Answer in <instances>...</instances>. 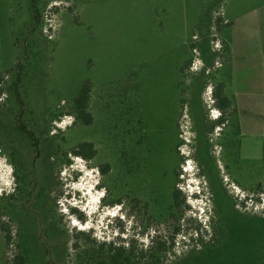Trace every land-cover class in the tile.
<instances>
[{
  "label": "rangeland",
  "instance_id": "rangeland-1",
  "mask_svg": "<svg viewBox=\"0 0 264 264\" xmlns=\"http://www.w3.org/2000/svg\"><path fill=\"white\" fill-rule=\"evenodd\" d=\"M225 1L0 0V264H75L79 230L264 264V108L229 80ZM230 2L256 23L264 0Z\"/></svg>",
  "mask_w": 264,
  "mask_h": 264
},
{
  "label": "trees",
  "instance_id": "trees-1",
  "mask_svg": "<svg viewBox=\"0 0 264 264\" xmlns=\"http://www.w3.org/2000/svg\"><path fill=\"white\" fill-rule=\"evenodd\" d=\"M34 20H38L37 9L33 4ZM1 84V76H0ZM2 88L0 86V92ZM89 92L86 88L82 90L81 94L75 100V108L78 111L79 117L83 119L84 123L89 124L92 116L86 111L89 99ZM215 96L218 100V107L221 110L232 106V101L223 92H215ZM240 129V128H239ZM80 147H89L92 151L91 143H81ZM87 149L75 150V153L90 158L92 152L87 153ZM179 205L178 191L174 192V207ZM0 230L4 233L7 246L11 243V231L10 229L0 222ZM174 235L178 232V228L174 229ZM124 234V233H123ZM81 236L85 243L79 246L75 243V248H79L80 257L75 264H166V253L174 251V238L172 237L170 247H168V241L154 240L152 244H141L137 246L134 244V240L127 235L124 237H118L113 240H100L96 236L92 235V232L86 230H79L77 237ZM157 242V243H156ZM155 243V244H154ZM170 249V250H169ZM164 253V254H163ZM12 264H28V256L25 252L17 253L12 257Z\"/></svg>",
  "mask_w": 264,
  "mask_h": 264
},
{
  "label": "crops",
  "instance_id": "crops-1",
  "mask_svg": "<svg viewBox=\"0 0 264 264\" xmlns=\"http://www.w3.org/2000/svg\"><path fill=\"white\" fill-rule=\"evenodd\" d=\"M225 2L224 17L229 23L224 34L229 43L227 61L230 70L229 80L233 84L240 82V89L247 96L261 98L259 103L264 108V3L258 5L259 16L255 23L247 13L235 15L230 0ZM228 84L226 81L225 93L236 109L240 99L237 95L230 94Z\"/></svg>",
  "mask_w": 264,
  "mask_h": 264
}]
</instances>
